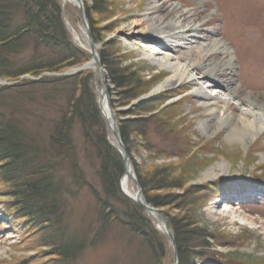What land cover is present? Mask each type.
Wrapping results in <instances>:
<instances>
[{
  "label": "rangeland",
  "instance_id": "rangeland-1",
  "mask_svg": "<svg viewBox=\"0 0 264 264\" xmlns=\"http://www.w3.org/2000/svg\"><path fill=\"white\" fill-rule=\"evenodd\" d=\"M35 1L0 0V25L8 30L0 42V122L24 148L21 177L34 183L48 177L46 203L59 214L54 225L27 218L0 168V264H264V130L246 146L229 145L227 128L204 134L207 115L193 93L198 84L187 80L157 91L175 72L150 48L177 62L150 24L166 26L186 15L185 26L202 29L180 42L194 49L208 44L204 31H214L228 46L230 57L208 62L231 59L224 69L239 92L227 113L238 118L244 106L264 108V0H54L64 36L58 46L26 23ZM71 47L80 55L65 54ZM193 55L178 61L184 77ZM109 69L124 76V89L115 90ZM128 88L131 96L117 98ZM94 105L111 151L123 161L113 196L103 189V152L95 148L101 120L83 124L70 110L89 112ZM58 133L68 135L65 149ZM163 182L168 187L157 190ZM148 196L164 198L161 208ZM155 215L190 236V254L171 245L157 258L153 237L164 236L153 235L145 222L159 226Z\"/></svg>",
  "mask_w": 264,
  "mask_h": 264
},
{
  "label": "bare ground",
  "instance_id": "bare-ground-1",
  "mask_svg": "<svg viewBox=\"0 0 264 264\" xmlns=\"http://www.w3.org/2000/svg\"><path fill=\"white\" fill-rule=\"evenodd\" d=\"M163 5L165 4L163 3ZM159 8L163 10L165 6H160ZM146 20L150 21L151 19L146 18ZM185 20H187V17L186 15H183L166 26L165 23L162 21L155 23V25H153V22L151 21L150 27L152 26L153 29H156V32L153 33H155L156 35H158L159 38H161L160 40L164 47L178 54V56L176 57L177 62L170 63L169 54H166L164 52L161 53L160 50L154 48L153 46L150 47L151 49L155 50L157 54H163L165 56L164 59L158 60L162 64L161 66L165 65L166 67L171 68L176 74L169 77L167 81L162 86L156 88V90L159 91L167 89L169 87L182 85L187 80V82L195 80L194 84H198V86L194 87L193 93L197 98H199L198 105L202 107V109L206 112L207 115L206 120H204L201 124V129H203V133L207 134L209 130L212 129V127L214 126L216 130L221 128H227L228 132L225 139L229 145L239 144L242 146H246L248 142L254 140L264 130V108L256 107V109H252L250 105L247 108L244 106V108L242 109L243 113L239 115L238 118L233 114L227 113V110L229 109L228 105L230 104V100L233 97L237 96L239 92L238 90H236V88H232V86H230V83H232L231 73H227V71L224 69L225 66L231 68V59L223 65L222 63L209 64L208 62L209 57L211 56H214L215 59L220 54L224 57H230L228 46L222 43L217 38V35L214 31H204V33H207L208 35V44H201L200 46L194 49L192 47H189V44L180 42V39L186 36L187 34L189 36H194L191 34H197L199 33V30L202 29L201 24L191 27H189L188 25L185 26ZM261 35V32H259L260 37ZM193 53L195 54L193 55ZM190 55H193V58L192 60H190L188 66L186 63L187 75L186 77H184V75L181 74L180 67H178V61L184 60ZM149 56L152 57V54ZM196 72H198L199 76L195 78L194 74ZM219 76L223 77L224 80H222L223 78H219ZM199 85H202V87H199ZM249 102L251 103L250 100ZM107 111L108 108L106 110V116L109 118V121L112 124L111 116L107 115ZM130 166L131 165L129 163L128 175L125 177L122 183L123 189L127 193H129L127 187L128 181L131 179L130 176L132 175V168ZM148 203L150 204L149 201ZM147 214H149V211ZM155 217L158 218V220L160 219L157 215H155ZM147 220L148 221L145 222L148 224V228L150 229V232H152L153 235L159 236L158 234L160 233V235L164 236L163 240L166 241V248H170L171 245L172 247L176 245L177 238L169 227V220L165 216H163L164 221H160L161 219L159 220V226L155 225L153 221L149 218ZM150 221L152 223V226L150 224Z\"/></svg>",
  "mask_w": 264,
  "mask_h": 264
},
{
  "label": "trees",
  "instance_id": "trees-1",
  "mask_svg": "<svg viewBox=\"0 0 264 264\" xmlns=\"http://www.w3.org/2000/svg\"><path fill=\"white\" fill-rule=\"evenodd\" d=\"M35 1V0H34ZM36 4L34 6V10L32 13L29 14L30 20L27 19V24L32 29L33 26L40 29V35L44 36V41L47 43L54 44L58 46L62 40H64L63 33L61 31V27L58 23V16L60 14V7L56 4L54 0H37L35 1ZM45 4V6H44ZM3 8V7H2ZM90 12V9L87 8V13ZM4 16H0L1 21L3 20ZM7 28H4V25H0V42H2L3 39L7 36ZM66 46V45H65ZM71 51L65 52V54H78L80 51L76 48L71 47ZM81 53V52H80ZM73 57H76L73 56ZM101 60L102 64L111 66V63L107 56L105 54H101ZM34 66V65H33ZM34 74V73H33ZM108 78L110 83L115 87L116 91L124 89V76L116 72L115 70L109 69L108 70ZM126 87V86H125ZM132 88H128L123 93L117 94V98L122 96V98L129 94L131 96V93H133ZM120 105L121 101L116 102ZM93 105V104H92ZM92 108L90 111H75L70 109L72 112L71 114H75L79 120H81V123H87L86 121L92 120L89 123H97V121H100V133L97 136V141H99V148L98 146H95L98 151H101L100 157L102 159V168L103 172H101V180L103 189L105 191V194L108 196H113L115 193H119L118 189V181H119V175L123 173V161L121 160L119 155H114L113 151H111V146L106 141V133H105V126L103 120L100 118V112L97 109V107L91 106ZM120 134L122 139L124 140L125 144L129 145V137H128V126L126 122H122L120 125ZM9 130V129H8ZM7 130V127L0 122V168L3 170L2 175H4V178L7 179V183L11 184L13 187L12 191L14 193L18 192V198L20 197L22 201L20 202L22 204L21 210L24 212L25 216L27 218L31 217L33 221H37L41 224L49 223L50 225H54L55 222L52 219L53 215L59 214V210H51L52 208H49V204L46 203V192H48L47 187L49 186V179L48 177H43L42 181H35L31 182L28 179V176H22V171L19 168V163L23 159L20 155V152H23L24 148L17 145V142L15 138V133H11ZM60 135L61 140L57 141V144L59 148H64L68 146V135L58 133ZM66 145V146H65ZM64 146V147H63ZM21 156V158L19 157ZM111 170V172L109 171ZM111 173V174H109ZM46 174L47 173L46 171ZM35 176V174H33ZM34 180V179H33ZM144 184V183H143ZM47 185V187H46ZM145 186V185H144ZM168 186H165L164 182L157 185V190H165ZM147 195V194H146ZM150 204L155 206L156 208H161V204L164 201V198L160 197H154L150 198L148 196ZM167 199V198H166ZM170 228L173 231V233L176 236V248L178 249V252L180 255H184L189 253V249L192 246L190 242V236L188 237L187 234H182V236L179 233V226L177 225V222L173 220L172 223H170ZM145 227V226H144ZM158 241H157V240ZM154 238L155 241L154 246L157 250H159L160 254L157 255V258L159 260L164 259V253L166 247L164 240H159L158 238ZM153 245V244H152ZM190 246V247H189ZM153 248V247H152ZM154 248V252L156 253V249ZM190 254V253H189ZM63 255H66L65 253ZM157 259V260H158Z\"/></svg>",
  "mask_w": 264,
  "mask_h": 264
}]
</instances>
